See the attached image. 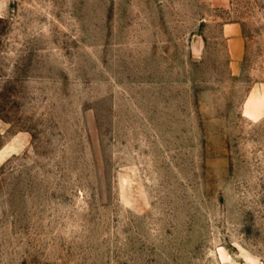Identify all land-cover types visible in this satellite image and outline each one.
<instances>
[{
  "label": "rangeland",
  "instance_id": "374dc122",
  "mask_svg": "<svg viewBox=\"0 0 264 264\" xmlns=\"http://www.w3.org/2000/svg\"><path fill=\"white\" fill-rule=\"evenodd\" d=\"M0 264H264V0H0Z\"/></svg>",
  "mask_w": 264,
  "mask_h": 264
},
{
  "label": "crops",
  "instance_id": "0c3cea01",
  "mask_svg": "<svg viewBox=\"0 0 264 264\" xmlns=\"http://www.w3.org/2000/svg\"><path fill=\"white\" fill-rule=\"evenodd\" d=\"M223 33L228 38L230 44V53L232 58H238L243 51L241 28L236 22H227L223 24Z\"/></svg>",
  "mask_w": 264,
  "mask_h": 264
}]
</instances>
